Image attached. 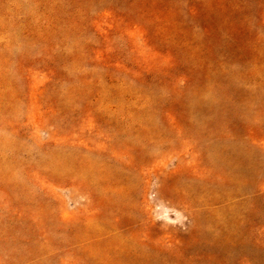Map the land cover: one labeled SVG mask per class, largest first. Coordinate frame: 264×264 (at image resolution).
I'll return each instance as SVG.
<instances>
[{
    "label": "rangeland",
    "instance_id": "1",
    "mask_svg": "<svg viewBox=\"0 0 264 264\" xmlns=\"http://www.w3.org/2000/svg\"><path fill=\"white\" fill-rule=\"evenodd\" d=\"M0 264H264V0H0Z\"/></svg>",
    "mask_w": 264,
    "mask_h": 264
}]
</instances>
